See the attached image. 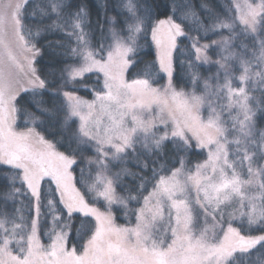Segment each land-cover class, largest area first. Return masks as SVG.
<instances>
[{
    "label": "snow or ice",
    "instance_id": "snow-or-ice-1",
    "mask_svg": "<svg viewBox=\"0 0 264 264\" xmlns=\"http://www.w3.org/2000/svg\"><path fill=\"white\" fill-rule=\"evenodd\" d=\"M0 179V264H264V0H0Z\"/></svg>",
    "mask_w": 264,
    "mask_h": 264
},
{
    "label": "trees",
    "instance_id": "trees-1",
    "mask_svg": "<svg viewBox=\"0 0 264 264\" xmlns=\"http://www.w3.org/2000/svg\"><path fill=\"white\" fill-rule=\"evenodd\" d=\"M158 2L163 3L164 0H158ZM170 2V0H169ZM199 0H197V3ZM224 0H208V3L215 7L217 3H223ZM160 18H164L161 16ZM47 40L51 41H56V40H63V37L59 33H52L47 36ZM142 47L138 51V54L136 56L134 64L128 69L127 72V79L132 80V79H143V78H150L149 76H146V74L154 75V84L155 86H162L165 83V77L163 73H157V67L158 65L156 64V48L155 45L151 43L150 36L148 37V41H140ZM215 58V57H214ZM57 58L55 57V54L50 52L48 49L45 48L44 50V57L41 60L40 58H37V69L40 71H46L47 66H49L54 60ZM85 80L87 84L89 85V88L91 87H96V74H89L88 77H85ZM174 82H176V78L174 77ZM178 86L183 87L184 84L183 82H179ZM78 95L82 96L83 98L86 99H92L93 96L91 95L90 91L88 89L81 88L78 93ZM22 97H25V99L21 102V106L27 108L29 111H35V109L32 107L30 103H28L26 94H22ZM19 123V121H18ZM38 131H41L42 134L46 136V138L51 139L53 141L61 139V134L60 130L58 128H48L45 130L44 128H37ZM60 147L61 151H65V147ZM94 152L92 151H85L83 154V159L81 157H77V165L73 166L74 169V176L77 180V187H81V184L79 183L80 178H81V169H84L85 175L87 176V173L89 171L87 161L89 159H94ZM190 158L193 160V162H200L202 161L205 157L203 155H195V154H190ZM176 166H179L178 164ZM129 167L132 168L133 171H136L137 169L135 168L134 165L129 164ZM93 176L95 175V171L93 170ZM127 183H131L130 178H125ZM6 183L2 179H0V184ZM81 190L83 191L84 189L81 187ZM117 192L120 194H123L120 190V188H117ZM96 206L100 207L101 210H104V202L103 201H98L96 202ZM113 211L116 213L117 217V223L118 224H127L128 220L130 217H126L123 212H118L116 211V206L113 207ZM74 216H79V219H74V228H73V236L70 237V244H76L77 248L79 249L81 241V236L86 233L87 228L90 226L89 224H85L84 228L80 229L79 232H77V229L80 228L81 222L82 221H91V218H86L83 216H80V214H74ZM94 222V221H93ZM234 226H239L238 223H234ZM258 234V233H256ZM45 242L47 238L45 237Z\"/></svg>",
    "mask_w": 264,
    "mask_h": 264
},
{
    "label": "rangeland",
    "instance_id": "rangeland-1",
    "mask_svg": "<svg viewBox=\"0 0 264 264\" xmlns=\"http://www.w3.org/2000/svg\"><path fill=\"white\" fill-rule=\"evenodd\" d=\"M36 67H37V66H36ZM163 75H164V74H163ZM164 77H165V76H164ZM126 78H127V74H126ZM166 83H167V80H166V77H165V83H164L163 85H165ZM163 85H162V86H163ZM157 87H160V86H157ZM22 94H24V93H22ZM22 94H21V95H22ZM84 99H86V98H84ZM88 100H91V99H88ZM234 223H236V222H233V225H234Z\"/></svg>",
    "mask_w": 264,
    "mask_h": 264
}]
</instances>
